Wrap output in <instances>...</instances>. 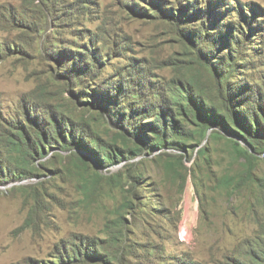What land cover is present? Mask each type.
<instances>
[{
	"label": "rangeland",
	"instance_id": "1",
	"mask_svg": "<svg viewBox=\"0 0 264 264\" xmlns=\"http://www.w3.org/2000/svg\"><path fill=\"white\" fill-rule=\"evenodd\" d=\"M0 264H264V0H0Z\"/></svg>",
	"mask_w": 264,
	"mask_h": 264
},
{
	"label": "trees",
	"instance_id": "2",
	"mask_svg": "<svg viewBox=\"0 0 264 264\" xmlns=\"http://www.w3.org/2000/svg\"><path fill=\"white\" fill-rule=\"evenodd\" d=\"M108 158V157H107Z\"/></svg>",
	"mask_w": 264,
	"mask_h": 264
}]
</instances>
